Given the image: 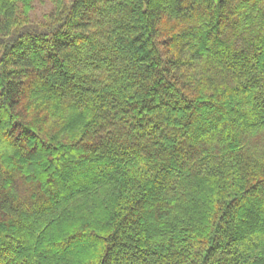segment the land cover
<instances>
[{
    "label": "trees",
    "instance_id": "1",
    "mask_svg": "<svg viewBox=\"0 0 264 264\" xmlns=\"http://www.w3.org/2000/svg\"><path fill=\"white\" fill-rule=\"evenodd\" d=\"M0 0V264H264V0Z\"/></svg>",
    "mask_w": 264,
    "mask_h": 264
},
{
    "label": "rangeland",
    "instance_id": "2",
    "mask_svg": "<svg viewBox=\"0 0 264 264\" xmlns=\"http://www.w3.org/2000/svg\"><path fill=\"white\" fill-rule=\"evenodd\" d=\"M33 19H37L43 16L44 13L51 9L50 2L48 0H35L33 3Z\"/></svg>",
    "mask_w": 264,
    "mask_h": 264
}]
</instances>
